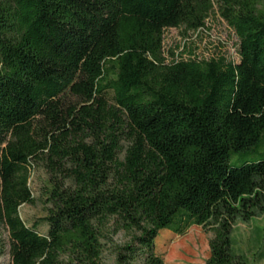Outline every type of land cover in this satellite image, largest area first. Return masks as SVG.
I'll return each mask as SVG.
<instances>
[{
  "label": "trees",
  "instance_id": "obj_1",
  "mask_svg": "<svg viewBox=\"0 0 264 264\" xmlns=\"http://www.w3.org/2000/svg\"><path fill=\"white\" fill-rule=\"evenodd\" d=\"M216 11L236 60L165 54L166 30ZM33 165L45 233L19 213ZM262 216L264 0H0V257L6 232L11 264H101L112 219L123 264H165L158 232L192 225L213 234L204 264H258L232 233Z\"/></svg>",
  "mask_w": 264,
  "mask_h": 264
},
{
  "label": "rangeland",
  "instance_id": "obj_2",
  "mask_svg": "<svg viewBox=\"0 0 264 264\" xmlns=\"http://www.w3.org/2000/svg\"><path fill=\"white\" fill-rule=\"evenodd\" d=\"M237 38L227 23L217 11L206 21V25L196 31H185L181 28H170L165 31L163 47L165 54L172 51H182L187 47L200 56L213 57L224 55L236 60L235 45ZM232 165H238L236 155L230 158ZM46 173L41 166L30 168L29 186L34 202L24 203L19 208L23 221L28 226L36 225L40 233H45L47 225L43 221L46 214L42 190L46 181ZM102 253L101 264L120 263L117 252H126L124 246L132 243L133 232L122 228L116 229L114 220L110 219L101 231ZM5 251L0 257V264H11L9 255L8 235L3 233ZM213 234L210 230L199 225H192L181 234L170 230H161L155 238V250L165 264H204L209 253V241ZM233 247L238 253H243L250 261L264 264V258L259 255L264 250V216L249 223L236 222L233 226ZM128 264H143L137 257Z\"/></svg>",
  "mask_w": 264,
  "mask_h": 264
}]
</instances>
